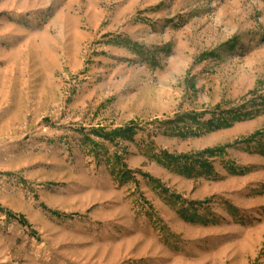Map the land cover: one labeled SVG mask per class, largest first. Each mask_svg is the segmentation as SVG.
<instances>
[{"label": "rangeland", "instance_id": "1", "mask_svg": "<svg viewBox=\"0 0 264 264\" xmlns=\"http://www.w3.org/2000/svg\"><path fill=\"white\" fill-rule=\"evenodd\" d=\"M0 264H264V0H0Z\"/></svg>", "mask_w": 264, "mask_h": 264}]
</instances>
